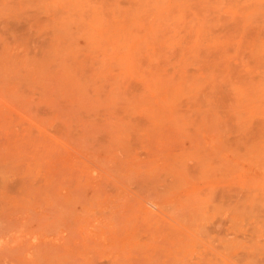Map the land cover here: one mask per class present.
I'll return each instance as SVG.
<instances>
[{"label":"rangeland","instance_id":"obj_1","mask_svg":"<svg viewBox=\"0 0 264 264\" xmlns=\"http://www.w3.org/2000/svg\"><path fill=\"white\" fill-rule=\"evenodd\" d=\"M238 263L264 264V0H0V264Z\"/></svg>","mask_w":264,"mask_h":264},{"label":"bare ground","instance_id":"obj_2","mask_svg":"<svg viewBox=\"0 0 264 264\" xmlns=\"http://www.w3.org/2000/svg\"><path fill=\"white\" fill-rule=\"evenodd\" d=\"M153 203H154V201H153ZM239 263H240V262H239ZM239 263H238V264H239Z\"/></svg>","mask_w":264,"mask_h":264}]
</instances>
